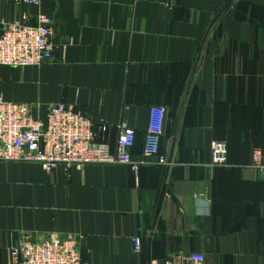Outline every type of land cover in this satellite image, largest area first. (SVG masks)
I'll use <instances>...</instances> for the list:
<instances>
[{
    "label": "crops",
    "instance_id": "0c3cea01",
    "mask_svg": "<svg viewBox=\"0 0 264 264\" xmlns=\"http://www.w3.org/2000/svg\"><path fill=\"white\" fill-rule=\"evenodd\" d=\"M54 19V58L0 64V99L37 118L71 103L108 124L115 145L133 127L143 155L153 106H165L159 155L138 174L88 164L46 172L0 161V264L24 235H81L89 264H264V0H41ZM37 7L0 0V21ZM66 44L65 48H62ZM229 147L212 164V144ZM140 237L141 252L133 239Z\"/></svg>",
    "mask_w": 264,
    "mask_h": 264
},
{
    "label": "built area",
    "instance_id": "2783aa9c",
    "mask_svg": "<svg viewBox=\"0 0 264 264\" xmlns=\"http://www.w3.org/2000/svg\"><path fill=\"white\" fill-rule=\"evenodd\" d=\"M37 7L34 19L23 13L19 19L0 21V64L15 67L41 66L54 58V19L42 9L41 0H5ZM63 44L62 48H65ZM28 103L0 99V161L35 162L48 173L58 168L82 169L88 164L127 165L138 174L141 167L158 156V164L168 162L159 155L165 106H153L146 133L143 155L136 159L132 148L136 141L133 127L123 125L114 146L105 140L108 124L71 103L59 102L47 107L45 118H37ZM228 144L214 141L212 164L228 163ZM251 167L264 176V149L252 152ZM264 210V203H263ZM81 235H61L56 231L39 240L28 235L12 248L15 264H89L81 250ZM134 249L141 252L140 237L133 239ZM187 264H204V255L192 253ZM149 264L163 263L156 259Z\"/></svg>",
    "mask_w": 264,
    "mask_h": 264
},
{
    "label": "trees",
    "instance_id": "16d2710c",
    "mask_svg": "<svg viewBox=\"0 0 264 264\" xmlns=\"http://www.w3.org/2000/svg\"><path fill=\"white\" fill-rule=\"evenodd\" d=\"M228 160H229V157H228Z\"/></svg>",
    "mask_w": 264,
    "mask_h": 264
}]
</instances>
